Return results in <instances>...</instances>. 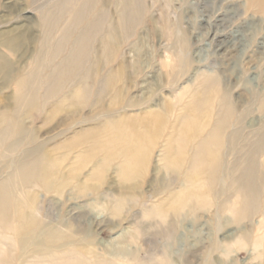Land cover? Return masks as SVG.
I'll list each match as a JSON object with an SVG mask.
<instances>
[{"label":"bare ground","instance_id":"obj_1","mask_svg":"<svg viewBox=\"0 0 264 264\" xmlns=\"http://www.w3.org/2000/svg\"><path fill=\"white\" fill-rule=\"evenodd\" d=\"M109 3L110 0H54L49 7H40L33 18L27 12L30 9L22 8L18 0H5L6 12L0 17V71L9 70L8 80L15 75L13 96L19 108L15 111L8 107L0 115V148L15 152L24 144L26 133L19 113L37 104L42 89L48 101L81 78L65 102L74 107L87 102L93 92L88 83L99 70L102 57L110 56L120 36L130 34L139 25L144 11L143 0H116L118 19L112 22ZM248 3L249 9L254 8L264 19V0ZM39 32L40 37L35 36ZM212 42L216 53L225 52L219 37L214 36ZM97 44L101 53L96 57ZM30 45V56L13 71L11 58ZM25 55L24 52L22 59ZM127 68L121 65L101 80L97 99L107 88H113ZM6 89L7 86L0 88ZM188 94L189 101L170 124L172 130L160 159L162 171L171 175L172 181L155 197L168 192L167 198L152 205L149 198L145 199L142 211L133 214L129 222L133 230L122 241V245L152 243L150 250L145 248L146 260H140L139 251L125 252L124 246L109 251L101 243L90 241L94 231L88 225L98 220L97 229L105 224L114 228L124 220L122 215L136 199L129 187L147 168L169 125L175 111L171 102H166L165 108L155 105L140 115L107 120L73 137L70 144L55 147L77 149L89 139L93 141L75 158V167L57 185L55 181L67 156L52 158L51 152L41 146L10 163L11 169L0 179V264H179L172 258L170 248L182 237L186 219L200 215L205 218L203 246L189 251L183 264H193L198 252L203 255V264H264V129L252 133L250 139L245 129L236 128L244 119L236 118L238 108L224 74L200 73L179 102ZM227 151L232 157L230 163ZM97 158L94 169L70 195L75 200L90 196L92 182H102L110 165L120 161L118 189L99 194L102 211L109 216L104 219L101 211L97 214L95 206L87 204L73 206L62 218L52 219L50 214L41 217L37 189L51 193L56 186L62 196L79 178L81 168ZM178 174L182 181L177 190H172ZM79 209L82 211L77 213ZM154 239H163L166 244L158 250ZM14 252L19 257L14 258ZM245 252L248 256L239 259Z\"/></svg>","mask_w":264,"mask_h":264},{"label":"rangeland","instance_id":"obj_2","mask_svg":"<svg viewBox=\"0 0 264 264\" xmlns=\"http://www.w3.org/2000/svg\"><path fill=\"white\" fill-rule=\"evenodd\" d=\"M53 1L18 0L22 8L30 9L27 12H30L33 18L38 15L40 7L44 5L49 7ZM4 3L5 0H0V17L6 12ZM143 3L144 11L139 17V25L130 34L120 36L110 56L102 57L99 70L88 83L92 86L93 92L87 102L76 107L71 102H65L81 78L72 81L63 92L48 101L44 100L45 90L42 89L38 94L37 104L34 107H27L26 110L22 109L19 113L23 118L21 126L26 133L24 144L15 152L0 148V179L11 169L10 163L22 158L25 152L38 147L44 146L55 159L67 156L55 181L57 185L62 176L75 167V158L85 152L93 141L89 139L84 146L77 149L70 146L55 150V147L70 144L73 137L84 130H92L107 120L126 115H140L155 105H162L165 108V103L171 102L175 106V111L170 117L169 125L163 137L157 142L147 168L129 187V192L136 198L128 210L130 212H124L122 215L124 220L114 228L105 224L97 229L98 220L91 221L88 225L94 231L90 241L101 243L109 251H116L120 246H124L125 252L139 251V258L142 261L147 258L146 246L150 250L152 243L146 245L140 241L137 244L122 245V241L126 239H124L126 234L133 230L129 222L133 214L142 211L141 203L145 199L149 198V205H152L167 198L168 192L159 198L155 197L157 193L164 192L166 185L172 181L171 175L162 171L160 159L166 148L167 136L172 130L170 124L175 122L191 94H188L182 103L179 101L199 74H224L226 84L231 90L232 101L238 108L236 118L244 119L236 128L245 129V136L253 139L252 133L264 129V19L259 17L254 8L249 9L248 0H143ZM108 11L112 22L118 19L116 0H110ZM40 34L41 32L36 33L35 36L40 37ZM214 36L224 42L225 52L222 54L216 53L212 42ZM32 51L33 47L30 45L19 55L13 56L12 70L20 68ZM24 52L26 55L22 59ZM100 53V45L97 44L94 56L97 57ZM121 65H128L129 68L112 89L107 88L103 96L97 99L96 92L101 80L113 74ZM8 72L9 70L5 69L0 71V88L7 86L6 90H0V115L8 107L15 111L19 108V103L13 96L15 75L8 80ZM192 87L194 90L195 87ZM205 137L206 134L203 138ZM9 144L10 142L6 146ZM226 153L227 162L230 163L232 157L229 151ZM99 159L81 168L79 178L71 182V186L62 196L58 194L56 186L51 193L38 188L42 207L41 217L50 214L52 219L57 216L62 218L73 206L83 207L88 204L95 206L94 211L97 214L101 211L103 218L106 219L109 215L102 211L99 194L110 189H118L120 180L117 170L120 161L110 165L102 182H92L94 190L90 196L75 200L71 199L70 195V191L86 179ZM177 176L172 190H177L182 181L181 174ZM81 211L79 209L77 213ZM204 221L205 218L200 215L196 219L189 217L183 223L182 237L170 248L172 258L179 264L184 263L189 251H198L202 248V240L205 237V228L202 226ZM153 243L158 250L166 244L163 239H154ZM191 243L194 245L193 248L190 247ZM197 254L193 264H203V255L199 252ZM13 255L17 258L20 254L14 252ZM247 256L248 252H245L239 259Z\"/></svg>","mask_w":264,"mask_h":264}]
</instances>
